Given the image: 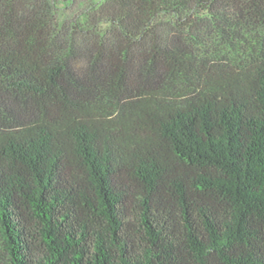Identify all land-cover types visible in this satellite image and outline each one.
<instances>
[{"label": "trees", "instance_id": "obj_1", "mask_svg": "<svg viewBox=\"0 0 264 264\" xmlns=\"http://www.w3.org/2000/svg\"><path fill=\"white\" fill-rule=\"evenodd\" d=\"M0 264H264V0H0Z\"/></svg>", "mask_w": 264, "mask_h": 264}, {"label": "rangeland", "instance_id": "obj_2", "mask_svg": "<svg viewBox=\"0 0 264 264\" xmlns=\"http://www.w3.org/2000/svg\"><path fill=\"white\" fill-rule=\"evenodd\" d=\"M97 0H50L54 14L60 19L70 17L83 11V9Z\"/></svg>", "mask_w": 264, "mask_h": 264}]
</instances>
